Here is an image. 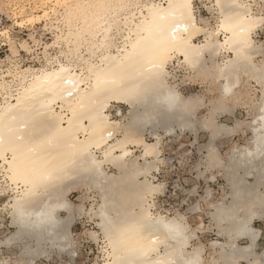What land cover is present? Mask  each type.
<instances>
[{
	"label": "bare ground",
	"instance_id": "6f19581e",
	"mask_svg": "<svg viewBox=\"0 0 264 264\" xmlns=\"http://www.w3.org/2000/svg\"><path fill=\"white\" fill-rule=\"evenodd\" d=\"M60 1L66 59L43 54L42 67L15 69L6 72L11 82L0 80V192H10L15 228L0 246L22 243V256L31 259L48 247L67 251L75 210L65 196L87 183L98 192L93 216L106 243L104 264H264L261 231L251 225L256 205L264 206V46L253 38L264 29V7L257 13L252 0H213L217 22L209 28L200 24L195 0ZM179 57L178 66L205 74L210 68L222 78L219 95L226 99L244 73L261 89L247 144L233 147L223 166L209 148V167L220 164L229 192L212 205L210 219L225 240L210 243L217 249L207 260L201 246L189 249L195 233L182 216L152 209L163 190L150 178L163 160L161 138L176 128L195 131L192 115L201 103L169 80L167 66ZM212 112L204 123L212 138L241 125L217 124Z\"/></svg>",
	"mask_w": 264,
	"mask_h": 264
},
{
	"label": "rangeland",
	"instance_id": "374dc122",
	"mask_svg": "<svg viewBox=\"0 0 264 264\" xmlns=\"http://www.w3.org/2000/svg\"><path fill=\"white\" fill-rule=\"evenodd\" d=\"M55 2L56 0H0V80L4 77L6 81L11 82L12 76L9 73L15 69L42 67L43 54L46 55L45 58L49 54L51 57L58 55L66 59L68 47L62 38V34L64 35L67 30L62 20L65 7L61 6V1L60 5ZM252 3L255 4L254 10L257 13L260 5L264 7L263 0H252ZM43 10H46L49 16L45 17ZM194 10L203 27L215 26L217 10L213 0H195ZM31 14L42 15L33 18L30 23L26 21V17ZM19 20L24 21L18 24L16 21ZM219 38L222 39L223 35H219ZM253 38L257 44L261 43L264 46V29L257 30ZM202 40L203 35L196 39V41ZM226 56V52L222 53L216 57V61L221 62ZM258 56L255 60L263 58L262 54ZM179 59L180 57L167 66L173 73L169 80L174 82L184 95L198 94L200 96L201 103L192 115L197 130L195 134L189 131L183 133L176 131L174 135H165L161 138L160 150L163 160L159 164V169L152 172L150 178L153 182L162 184L163 190L154 195L152 209L166 217L182 216L188 228L195 233V236L191 238L189 249L201 246L202 255L207 260L215 254L217 249L210 243L219 239L216 229L211 226L210 212L213 209L212 205L221 201L222 197L229 192V183L223 175L220 164L209 167L210 131L201 125L204 126L209 119L212 112L210 109H214L213 119L217 124L229 127H235L237 122L241 124V127L235 128L236 130L230 135L219 136L212 142L221 161L227 162L233 147L244 145L251 135L246 125L255 113L261 89L254 79L248 78L244 73L240 75L239 84L234 92L226 99L219 95L220 84L224 81L222 78H216L213 71L211 74L210 68L204 70L205 74L192 71L187 65L178 66ZM41 62L42 64L39 65ZM206 64L209 67L212 65L209 60ZM119 105L126 113L128 107L122 103ZM159 133L162 135V131ZM145 139L152 141L154 137L146 133ZM135 153H138V150ZM96 154L101 158L99 150H96ZM103 167L107 172L114 171L110 164H104ZM9 195L8 190L0 192V239H4L15 231V228L10 225ZM65 199L75 210V219L69 227L70 241L67 251L48 247L46 254L31 259L22 256V243L18 242L12 246L2 244L0 261H4L5 264H104L106 243L93 216L94 209L99 204L97 190L87 183H82L71 187ZM80 207H83L81 212L77 210ZM61 216L65 217L66 212L63 211ZM262 223L264 220L256 219L252 222L254 228H262L259 246L264 243ZM238 244H246V240H240ZM242 264L247 263L242 261Z\"/></svg>",
	"mask_w": 264,
	"mask_h": 264
},
{
	"label": "crops",
	"instance_id": "0c3cea01",
	"mask_svg": "<svg viewBox=\"0 0 264 264\" xmlns=\"http://www.w3.org/2000/svg\"><path fill=\"white\" fill-rule=\"evenodd\" d=\"M195 123V122H194ZM202 127H206L205 126V124H204V126L203 125H201ZM239 127H241V125L240 126H238V127H236V128H239ZM247 127V126H246ZM248 128V127H247ZM176 131H180L179 129H175ZM194 130L195 131H189V132H193L194 134L196 133V130H197V126H196V124H194ZM208 130L210 131V129L208 128ZM236 129H234L233 131H235ZM232 131V132H233ZM250 131V130H249ZM231 132V133H232ZM231 133H228V131H224V130H221L219 133H218V135L216 136V137H213L212 138V135H211V131H210V133H209V137H210V146L211 147H214L213 146V144H212V142H214V140L216 139V138H218L219 136H222V135H230ZM245 144H247V142L245 143ZM244 144V145H245ZM210 146H208V158H209V148H210ZM214 149L216 150V148L214 147ZM161 162H162V160H161ZM160 162V163H161ZM209 162V161H208ZM159 163V164H160ZM222 163V166H223V164H225V163H227V162H221ZM214 166V165H213ZM217 166H219V164H217ZM250 177H247V179H249ZM253 179V178H252ZM249 181V180H248ZM253 181V180H252ZM251 181V182H252ZM260 190H262V189H260ZM226 195H227V193H226ZM224 197V196H223ZM223 197H222V199H223ZM226 198L227 199H229L228 198V196L227 197H225V200H226ZM227 201V200H226ZM255 211H256V213H257V216L253 219V220H264V206H261V205H256V207H255ZM252 225V224H251ZM264 225V223H262V225L261 226H263ZM211 226L214 228V229H216V226L215 225H213L212 223H211ZM257 229H259L260 231H261V233H262V228H257ZM217 230V229H216ZM217 233V232H216ZM260 236H261V234H260ZM260 236H259V238H260ZM259 238H258V241H259ZM218 240H220V241H223V240H225V238L224 237H220L219 236V239ZM258 241H257V244H258ZM262 245V244H261ZM260 245V246H261ZM260 246L258 247V250H259V248H260ZM242 261L243 260H241V263H242Z\"/></svg>",
	"mask_w": 264,
	"mask_h": 264
}]
</instances>
